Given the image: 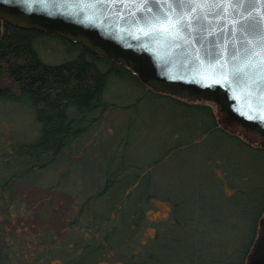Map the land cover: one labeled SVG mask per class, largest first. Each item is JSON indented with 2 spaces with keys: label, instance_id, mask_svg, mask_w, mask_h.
Segmentation results:
<instances>
[{
  "label": "trees",
  "instance_id": "1",
  "mask_svg": "<svg viewBox=\"0 0 264 264\" xmlns=\"http://www.w3.org/2000/svg\"><path fill=\"white\" fill-rule=\"evenodd\" d=\"M41 39L66 50L46 58ZM1 101L27 118L0 128V264H246L264 145L213 100L0 17Z\"/></svg>",
  "mask_w": 264,
  "mask_h": 264
},
{
  "label": "water",
  "instance_id": "2",
  "mask_svg": "<svg viewBox=\"0 0 264 264\" xmlns=\"http://www.w3.org/2000/svg\"><path fill=\"white\" fill-rule=\"evenodd\" d=\"M0 17L78 40L156 89L213 100L224 124L264 145V0H0ZM246 264H264V213Z\"/></svg>",
  "mask_w": 264,
  "mask_h": 264
},
{
  "label": "rangeland",
  "instance_id": "3",
  "mask_svg": "<svg viewBox=\"0 0 264 264\" xmlns=\"http://www.w3.org/2000/svg\"><path fill=\"white\" fill-rule=\"evenodd\" d=\"M39 45L40 53L42 56L49 58V59H57L59 58V54L63 52L65 49L64 46L56 44L52 41L53 45H50L47 41L41 39L39 42H37ZM66 50V49H65ZM42 51V52H41ZM43 57V58H44ZM8 118H7V117ZM0 128L1 130H4L7 133H10L11 126L13 120L15 123L17 122L16 125L19 126V124L24 121L27 118V115H25L20 107H17L15 104H7L5 101L0 102ZM11 119V120H10ZM32 198L33 196L30 195ZM168 203L157 200V206L156 208L151 212L152 216H162L167 213L168 210Z\"/></svg>",
  "mask_w": 264,
  "mask_h": 264
}]
</instances>
